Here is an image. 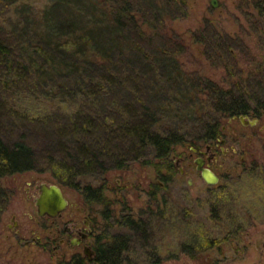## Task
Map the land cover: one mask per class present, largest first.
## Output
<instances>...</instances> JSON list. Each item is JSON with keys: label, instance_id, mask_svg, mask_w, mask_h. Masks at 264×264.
I'll list each match as a JSON object with an SVG mask.
<instances>
[{"label": "trees", "instance_id": "1", "mask_svg": "<svg viewBox=\"0 0 264 264\" xmlns=\"http://www.w3.org/2000/svg\"><path fill=\"white\" fill-rule=\"evenodd\" d=\"M251 5L257 16H248L260 50L248 53L246 65L235 59L234 41L243 43L238 35L209 26L191 32L199 55L224 73L216 80L182 60L188 45L172 22L187 14L185 0H0V102L33 87L46 106L45 111L10 106L13 126L4 132L7 111L0 106V181L36 170L43 159L54 166L55 184L100 201L105 175L133 158L151 157L156 176L161 167L169 175L177 172L170 155L188 139L177 124L181 116L191 115L198 125L190 150L214 145L223 120L264 121V0ZM96 111L101 115L92 114ZM22 125H39L41 136L53 139L45 156L36 152ZM82 136L100 141V149ZM253 163L264 174V163ZM115 222L124 232L100 239L92 264H122L125 244L145 231L131 216Z\"/></svg>", "mask_w": 264, "mask_h": 264}, {"label": "rangeland", "instance_id": "2", "mask_svg": "<svg viewBox=\"0 0 264 264\" xmlns=\"http://www.w3.org/2000/svg\"><path fill=\"white\" fill-rule=\"evenodd\" d=\"M185 1L187 14L174 20L172 29L182 35L188 45L189 54L182 58L188 69L198 68L216 80L224 78L223 72L212 68L199 55L200 46L191 41V32L206 26L243 39V46L236 40L233 45L239 66L250 62L248 53L253 56L259 53L260 43L251 29V17L248 16H257L251 7L252 0H217L216 7L211 5V0ZM240 49H243V53L238 51ZM34 92L32 87L15 98L4 99V104L0 102V106H5L7 111L4 113L6 119L2 122L3 132L13 126L10 106L22 111L23 107L30 108L31 105L35 108L42 106L46 110L42 99ZM64 104L63 107H68L67 103ZM96 112L99 113L92 114L102 113ZM180 118L181 121L174 120H177V124L180 122L182 132L188 134V139L185 144L175 146L170 155L177 170L175 174L169 175L161 167V175L156 176L153 165L157 162L144 156L133 158L127 166L105 175L106 186L102 195L105 208L92 203L88 207L103 225V233H100L103 242L124 232L115 218L131 216V219L143 224L145 231L128 245L125 244L127 250L122 252V264H264V174L259 173L253 163H264V121L252 127L244 126L238 120L230 124L228 120L222 121L224 129L215 143L217 158L211 164L217 166L215 173L219 180L215 185H207L196 170V155L188 158L192 147L189 140L198 137V125L191 115ZM43 130L39 125L35 128L22 125L21 128L36 152L45 156L47 150L51 149L53 139H44L41 136ZM80 138L84 142L94 140L96 148L101 147V142L94 138ZM4 140L7 142L8 139L4 137ZM221 141H225V144L221 145ZM198 145L200 151H205V145ZM71 153L74 154L75 150L72 149ZM59 154L55 153L56 160H61ZM180 158L184 160L181 165L183 176L175 164ZM146 161L148 163L144 164ZM44 162L41 159L34 171L0 181L1 192L4 193L0 199V260L3 263L53 264L50 254L38 246H26L24 243L31 240L30 229L44 223L41 220L43 217L37 216L36 186L55 184L54 166L51 164L47 167L48 162ZM60 188L68 203L63 218L75 215L78 205L88 204L78 190L65 186ZM82 217L83 214L80 215ZM13 218L21 225L18 241L7 229ZM37 233L42 234L40 231ZM209 240L215 243L209 246L206 244ZM61 260L57 257L53 261L54 264H61Z\"/></svg>", "mask_w": 264, "mask_h": 264}, {"label": "flooded vegetation", "instance_id": "3", "mask_svg": "<svg viewBox=\"0 0 264 264\" xmlns=\"http://www.w3.org/2000/svg\"><path fill=\"white\" fill-rule=\"evenodd\" d=\"M224 144L225 141H221V145ZM215 145L216 144L207 145L205 147V151L191 148V156L188 158L192 159L193 155H196L195 159H203V166L215 173L217 166H211L212 162H214L217 158ZM192 149L194 151H192ZM175 164L179 167L180 174L183 176L184 170L181 165L184 164V160L180 158ZM215 174L217 175V173ZM0 190H3V188ZM103 193V189L99 190L100 201L84 198L86 203H88L85 205L87 207L82 204L78 205L76 208L78 211L72 217L63 218L64 210L57 217L45 216L41 218L44 223L36 224L33 229H30V232H32L31 240L25 241V245L38 246L40 250L42 249L43 252L50 254L53 264L55 262L53 260L57 257L62 259L60 262L61 264L75 259H80L85 264H92L94 257L98 252V243L100 242V239L101 242H103V236L100 234L103 233V225L96 220L94 213H90V208L88 207L92 206V204H97L98 206L102 205V207L105 208L106 204L102 199ZM82 214L83 217L80 218V215ZM41 220H37V222H40ZM20 226V223L14 218L12 219V223L7 226V229L12 231L16 241L20 240V233L22 231ZM30 227H32V225ZM38 231H40L43 235L38 234ZM0 264L9 263H3L0 260Z\"/></svg>", "mask_w": 264, "mask_h": 264}, {"label": "water", "instance_id": "4", "mask_svg": "<svg viewBox=\"0 0 264 264\" xmlns=\"http://www.w3.org/2000/svg\"><path fill=\"white\" fill-rule=\"evenodd\" d=\"M213 7L217 6V0H211ZM238 120L244 126H255L258 124V119H250L248 116L233 117L228 120L230 124L232 121ZM224 129V128H223ZM192 151H194L192 149ZM196 170L200 172V176L207 185H215L219 177L210 169L203 166L204 161L201 158L194 160ZM38 196L35 198V206L38 217H57L67 207V200L64 197L62 189L57 184L42 183L36 186Z\"/></svg>", "mask_w": 264, "mask_h": 264}, {"label": "bare ground", "instance_id": "5", "mask_svg": "<svg viewBox=\"0 0 264 264\" xmlns=\"http://www.w3.org/2000/svg\"><path fill=\"white\" fill-rule=\"evenodd\" d=\"M151 233V232H150ZM145 242V241H144ZM123 248V247H122ZM126 249V248H125Z\"/></svg>", "mask_w": 264, "mask_h": 264}]
</instances>
